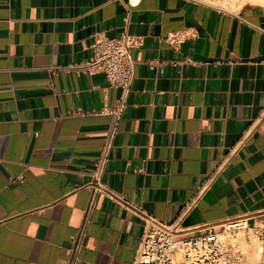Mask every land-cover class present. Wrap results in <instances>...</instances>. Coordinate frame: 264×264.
<instances>
[{
    "label": "crops",
    "instance_id": "0c3cea01",
    "mask_svg": "<svg viewBox=\"0 0 264 264\" xmlns=\"http://www.w3.org/2000/svg\"><path fill=\"white\" fill-rule=\"evenodd\" d=\"M124 30L143 44L104 181L166 223L264 225V3L0 0V264H67L119 94L91 43ZM143 232L99 194L80 264H133Z\"/></svg>",
    "mask_w": 264,
    "mask_h": 264
},
{
    "label": "built area",
    "instance_id": "2783aa9c",
    "mask_svg": "<svg viewBox=\"0 0 264 264\" xmlns=\"http://www.w3.org/2000/svg\"><path fill=\"white\" fill-rule=\"evenodd\" d=\"M165 39L171 44H178L186 37L173 32ZM142 44V36L127 30L119 37L97 34L91 43L93 54L86 67L91 72H103L110 86L116 88L119 94L108 107L110 122L92 172L91 197L84 220L76 230L67 264H80L87 225L96 209L99 194L120 203L144 222V232L133 264H241L246 256L245 245L253 244L264 257V225L251 223L247 216H236L194 228L182 226L179 220L166 223L120 195L104 181L106 166L136 77L138 61L133 50Z\"/></svg>",
    "mask_w": 264,
    "mask_h": 264
},
{
    "label": "bare ground",
    "instance_id": "6f19581e",
    "mask_svg": "<svg viewBox=\"0 0 264 264\" xmlns=\"http://www.w3.org/2000/svg\"><path fill=\"white\" fill-rule=\"evenodd\" d=\"M263 3L264 0H216V4H220L226 7H231L233 9H236L237 11L247 4H263ZM246 250H247L246 252L247 258L246 259L244 258L246 261L244 264H251L253 263L252 261V259L254 258L253 255L258 254V251H256L254 247H246Z\"/></svg>",
    "mask_w": 264,
    "mask_h": 264
},
{
    "label": "rangeland",
    "instance_id": "374dc122",
    "mask_svg": "<svg viewBox=\"0 0 264 264\" xmlns=\"http://www.w3.org/2000/svg\"><path fill=\"white\" fill-rule=\"evenodd\" d=\"M204 1L209 2L211 4H215L216 6H219V7L225 8V9L237 11L236 9H233L231 7H226V6H223V5H220V4H216V0H204ZM246 247H254L255 250L258 251L257 250V247H256V244H253V245H245V251L247 252ZM253 256H254V258L252 259L253 263H251V264H262V262L264 260V257L261 256L259 254V252H258V254H255ZM246 258H247V253H246L245 259ZM245 259H244L243 263H241V264H244L246 262Z\"/></svg>",
    "mask_w": 264,
    "mask_h": 264
}]
</instances>
